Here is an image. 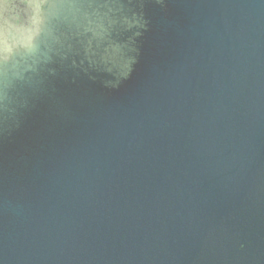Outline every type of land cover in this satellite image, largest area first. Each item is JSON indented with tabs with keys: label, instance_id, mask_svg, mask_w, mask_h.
Segmentation results:
<instances>
[{
	"label": "water",
	"instance_id": "water-1",
	"mask_svg": "<svg viewBox=\"0 0 264 264\" xmlns=\"http://www.w3.org/2000/svg\"><path fill=\"white\" fill-rule=\"evenodd\" d=\"M0 264H264V0H0Z\"/></svg>",
	"mask_w": 264,
	"mask_h": 264
}]
</instances>
